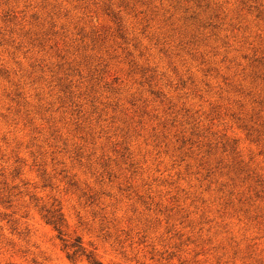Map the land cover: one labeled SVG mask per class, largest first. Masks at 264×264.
Masks as SVG:
<instances>
[{
    "label": "rangeland",
    "instance_id": "374dc122",
    "mask_svg": "<svg viewBox=\"0 0 264 264\" xmlns=\"http://www.w3.org/2000/svg\"><path fill=\"white\" fill-rule=\"evenodd\" d=\"M88 254L264 264V0H0V264Z\"/></svg>",
    "mask_w": 264,
    "mask_h": 264
},
{
    "label": "trees",
    "instance_id": "16d2710c",
    "mask_svg": "<svg viewBox=\"0 0 264 264\" xmlns=\"http://www.w3.org/2000/svg\"><path fill=\"white\" fill-rule=\"evenodd\" d=\"M56 224V226H58V223L53 222ZM88 260L90 264H102L101 262H99L92 254H88Z\"/></svg>",
    "mask_w": 264,
    "mask_h": 264
}]
</instances>
